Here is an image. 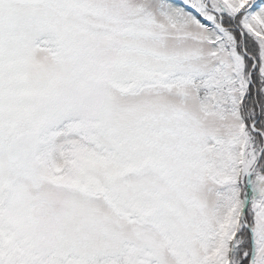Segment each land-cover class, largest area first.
Returning a JSON list of instances; mask_svg holds the SVG:
<instances>
[{"label":"snow or ice","instance_id":"1","mask_svg":"<svg viewBox=\"0 0 264 264\" xmlns=\"http://www.w3.org/2000/svg\"><path fill=\"white\" fill-rule=\"evenodd\" d=\"M0 264H264V0H0Z\"/></svg>","mask_w":264,"mask_h":264}]
</instances>
